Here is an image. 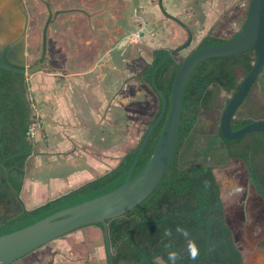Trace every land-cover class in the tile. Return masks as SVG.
I'll return each mask as SVG.
<instances>
[{
	"label": "trees",
	"instance_id": "trees-1",
	"mask_svg": "<svg viewBox=\"0 0 264 264\" xmlns=\"http://www.w3.org/2000/svg\"><path fill=\"white\" fill-rule=\"evenodd\" d=\"M239 32L228 39L209 32L201 39L197 48L224 44ZM170 51L171 49L166 48L155 49L153 61L145 74L153 73ZM182 62H178L173 57L156 73V83L167 101L166 114L169 109L172 84ZM256 62V53L248 51L235 56L207 59L193 72L184 89L180 135L171 167L156 190L145 201L124 216L111 221L112 242L117 251L114 255V264H152L156 257H161L165 264H171L168 261L169 250L181 254L176 264H242L231 233L224 224L223 205L213 166L207 163L189 165L184 164L183 160L186 154L184 150L192 146L191 136L200 113L216 103L220 90L234 95ZM237 69L242 71V80L238 78ZM0 77L5 80V84L0 86V116L3 127L0 162L7 171L8 187L20 196L27 173L26 159L30 152L35 150V145L28 136L33 122L32 100L29 97L28 83L24 75L0 69ZM254 86H260L259 96L264 100V68ZM158 98L159 109L150 124L158 117L162 107L161 98L159 96ZM165 117L151 135L132 176L137 174L149 159L160 136ZM244 124L238 118L232 119L234 131L241 129ZM146 132L147 130L142 135L141 141ZM246 139L254 149L264 150V133L261 132H253L231 142L244 143ZM141 141L112 170L39 206L30 209L25 207L22 213L3 226L7 227V230L1 231L2 227H0V235L24 228L55 212L117 188L127 179ZM254 175L262 181L260 178L262 175L257 170ZM169 217L173 218L164 221ZM149 221L156 223H148ZM95 226L103 233L102 224ZM178 226L188 230L189 238L197 244L198 259H191L188 252L184 251L188 240L176 232ZM168 229L172 230L170 238L165 236V231ZM167 244H171V249L165 247ZM140 249L146 253L151 263ZM229 255L231 257L228 261L222 259Z\"/></svg>",
	"mask_w": 264,
	"mask_h": 264
},
{
	"label": "rangeland",
	"instance_id": "rangeland-1",
	"mask_svg": "<svg viewBox=\"0 0 264 264\" xmlns=\"http://www.w3.org/2000/svg\"><path fill=\"white\" fill-rule=\"evenodd\" d=\"M80 1L91 3V30L83 14L79 30L81 65L91 59V90L71 92V88L59 87L56 76L42 72L29 76L27 82L35 106L32 125H37L40 134L29 137L35 151L56 153L73 145L70 140L83 145L73 155L72 166H59L54 176H63L77 165L87 166L90 159L95 169L91 175L98 177L115 168L138 145L160 104L150 81L142 78L153 61V52L158 48L175 49L188 39L178 23L163 15L159 0ZM249 3L250 0H163L165 9L193 33L191 45L175 59L182 62L209 32L225 39L234 36L245 23ZM260 91V86L254 88L250 102L261 101ZM78 130L82 132L77 133V140L71 133ZM39 162L33 154L28 158V175ZM235 167L231 165L230 170ZM215 174L223 186L236 182L232 179L227 183L231 174L226 169L218 168ZM34 176L31 178L38 177ZM29 193L23 194V200L31 208ZM225 197L228 205V193ZM45 199L48 197L39 198V202ZM248 264H261V259L248 260Z\"/></svg>",
	"mask_w": 264,
	"mask_h": 264
},
{
	"label": "water",
	"instance_id": "water-1",
	"mask_svg": "<svg viewBox=\"0 0 264 264\" xmlns=\"http://www.w3.org/2000/svg\"><path fill=\"white\" fill-rule=\"evenodd\" d=\"M159 7L165 17L175 21L186 31L188 39L185 44L171 49L153 73L142 77L150 79L153 89L161 98L162 107L158 117L147 128L127 179L110 192L55 212L19 230L0 235V264H108V261L109 264H114V255L117 251L113 247L111 221L124 216L145 201L167 174L180 135L185 86L196 68L207 59L235 56L248 51L256 53L257 62L244 79L241 69H237L238 78L243 81L222 112L220 128L227 140H238L253 132L264 133V120L248 124L237 131L232 129V119L264 68V0H250L245 23L234 38L221 45L197 48L185 58L172 84L167 114L166 97L156 83V73L176 54L191 45L193 33L186 23L165 9L163 0H159ZM27 27L28 16L24 11V1L0 0V47H10L11 61H19L20 65L24 64L22 60L26 55ZM0 68L17 73L26 72L23 68L5 62L4 57L0 62ZM38 70L37 67L31 72ZM230 96L222 91L217 99L223 105ZM164 117V124L154 150L140 171L132 176L151 135ZM198 124L197 122L196 127ZM2 131L0 116V148L3 146ZM31 154L33 152L29 155ZM221 186L226 191L225 186L222 184ZM227 206L229 212L230 207ZM21 209L22 211L25 209L23 204ZM171 218L173 217L164 221ZM148 223H156V221ZM97 224H102L103 233L95 226ZM257 229L259 230L258 226L254 228L253 222L247 224L243 236L245 247L253 246V242L258 239L253 232ZM140 251L151 263L146 253L142 249ZM253 254L257 257L255 253ZM246 263L248 264L247 259Z\"/></svg>",
	"mask_w": 264,
	"mask_h": 264
},
{
	"label": "flooded vegetation",
	"instance_id": "flooded-vegetation-1",
	"mask_svg": "<svg viewBox=\"0 0 264 264\" xmlns=\"http://www.w3.org/2000/svg\"><path fill=\"white\" fill-rule=\"evenodd\" d=\"M23 1L24 11L28 16L26 55L22 60L24 64L20 65L19 61H11L12 49L10 47H0V62L4 57L5 62L25 69V73H14L24 75L27 82L29 76L42 72L56 76L59 87L63 85L66 89L71 88L73 90L71 92H78V89L91 90V59L81 65L79 55L80 14L84 15V22L88 23L91 30V3H81L80 0ZM37 67L39 68L37 72H31ZM3 84H5V80L0 77V86ZM254 88L255 86L250 90L234 117L245 123L241 128L264 120V100L250 102L253 100ZM222 91L224 90H220L218 95ZM224 92L230 95L228 92ZM232 96L226 99L223 105L217 99L211 108L200 113L197 119L199 124L196 127V122L191 136L192 146L184 150L186 154L183 163L195 166L207 163V165L213 166L223 205L224 224L231 233L242 264H247L246 259L253 262V259L256 258L253 253L257 257L260 256L258 258L261 259V264H264V150L254 149L248 139L244 143H235L231 141L237 140H227L222 135L221 115ZM32 99L34 100V98ZM31 152L35 153L36 151ZM31 155L27 156L26 165ZM245 157L249 158L248 162L244 159ZM231 165H236L235 170H230ZM218 168L226 169L228 174H231V179H228L227 183L232 179L236 180L234 185L228 184L224 187L226 191L223 190L215 174V170ZM256 170L262 175L260 177L262 181H259L254 175ZM7 178V171L0 162L1 231L7 230V227L3 226L22 213L21 204L25 206L21 195L19 196L12 188L8 187ZM236 189H241L242 192L235 193ZM224 192L229 195V212ZM250 211L253 213L251 214L255 221L252 219ZM251 222H253L254 228L257 226L259 228V230L253 231L258 239L253 242V246L245 247L243 236L247 224ZM253 232L251 231V234ZM185 246L184 251H187L188 242ZM230 257L231 255L222 259L228 261Z\"/></svg>",
	"mask_w": 264,
	"mask_h": 264
},
{
	"label": "crops",
	"instance_id": "crops-1",
	"mask_svg": "<svg viewBox=\"0 0 264 264\" xmlns=\"http://www.w3.org/2000/svg\"><path fill=\"white\" fill-rule=\"evenodd\" d=\"M84 127H87V126L84 125L83 128ZM81 132H82L81 130H78L76 133L72 132L71 136L76 137L75 139L78 140L77 137L79 136L77 135V133H81ZM35 137H40V134L37 131V129H36ZM70 143H72L73 145L65 147L63 149H59L58 151H56V153H54L52 150L44 151L41 153H38L36 151L35 153H33L34 156L39 158L40 162L38 163L37 167H35L32 170L31 176L28 175V171H27L28 168L26 167L27 173H26L25 185L21 193V197L23 199V194L25 193V196H26V192L28 193L30 192L29 193V200H30L29 203L33 205L31 208L39 206L55 197L65 194L69 192L70 190L83 185L86 182H89L97 178L91 175L92 171L94 174L95 169L92 170L93 167H91L90 159L87 160V166H80V165L75 164L77 165V167L72 168L71 170H69V172H67V174H64L63 176L61 175L57 176V174H55L54 176L52 174L56 171V168H58L59 166H62V165L64 166L66 164H69L72 166L73 155L77 154V152L81 151L83 148V145L81 146L79 145V143H82L81 141L73 142L70 140ZM44 157H45V160L43 159ZM50 171L52 172L50 173ZM34 175L38 177L31 178ZM41 197L42 198L48 197V199H45L44 201L39 202V198Z\"/></svg>",
	"mask_w": 264,
	"mask_h": 264
},
{
	"label": "clouds",
	"instance_id": "clouds-1",
	"mask_svg": "<svg viewBox=\"0 0 264 264\" xmlns=\"http://www.w3.org/2000/svg\"><path fill=\"white\" fill-rule=\"evenodd\" d=\"M239 192H242V190L241 189L235 190V193H239ZM176 232L188 240L187 252H188V255L190 256V258L193 260L198 259L199 248H198L197 244L195 243V241H193L189 238L190 234H189L188 230L178 226L176 228ZM165 236L170 238L172 236V230L171 229L166 230ZM165 247L168 249H171V244H167V245H165ZM180 256H181V254L177 251H174V250L168 251V261L171 262V264H176V261L180 258ZM154 264H163L162 258L156 257L154 260Z\"/></svg>",
	"mask_w": 264,
	"mask_h": 264
},
{
	"label": "built area",
	"instance_id": "built-area-1",
	"mask_svg": "<svg viewBox=\"0 0 264 264\" xmlns=\"http://www.w3.org/2000/svg\"><path fill=\"white\" fill-rule=\"evenodd\" d=\"M31 100H33L32 97H31ZM33 102H34V100H33ZM33 102H32V106H33L34 109H35V106H34ZM36 129H37V125H36L35 123H33V125L30 127V129H29V131H28V136H29L30 138L35 137V135H36Z\"/></svg>",
	"mask_w": 264,
	"mask_h": 264
}]
</instances>
